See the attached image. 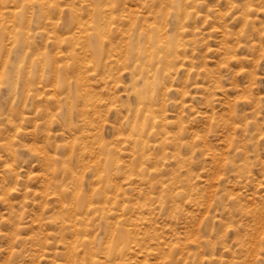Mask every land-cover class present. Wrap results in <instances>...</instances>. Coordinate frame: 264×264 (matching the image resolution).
<instances>
[{
    "label": "rangeland",
    "instance_id": "374dc122",
    "mask_svg": "<svg viewBox=\"0 0 264 264\" xmlns=\"http://www.w3.org/2000/svg\"><path fill=\"white\" fill-rule=\"evenodd\" d=\"M0 264H264V0H0Z\"/></svg>",
    "mask_w": 264,
    "mask_h": 264
},
{
    "label": "bare ground",
    "instance_id": "6f19581e",
    "mask_svg": "<svg viewBox=\"0 0 264 264\" xmlns=\"http://www.w3.org/2000/svg\"><path fill=\"white\" fill-rule=\"evenodd\" d=\"M125 232L124 231H119L118 232V237L122 240V239H124L125 238ZM123 247H124V245H123ZM121 249V248H120Z\"/></svg>",
    "mask_w": 264,
    "mask_h": 264
}]
</instances>
